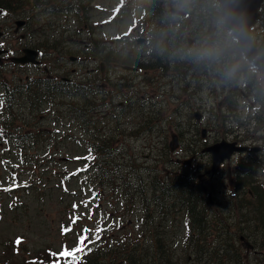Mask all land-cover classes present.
<instances>
[{"label": "flooded vegetation", "instance_id": "flooded-vegetation-1", "mask_svg": "<svg viewBox=\"0 0 264 264\" xmlns=\"http://www.w3.org/2000/svg\"><path fill=\"white\" fill-rule=\"evenodd\" d=\"M137 1L142 8L140 19L136 25L124 27L119 13L122 0H73L80 8L83 20L96 21L98 27H107L108 30H96L90 25L88 35L82 39L80 48L73 55L76 59L72 64L43 63L44 77L32 88L31 109L46 110L50 119L57 114L55 108L61 100L70 97L71 126L64 129L72 132L73 149L78 150L82 141L87 140L84 134L92 136L90 143L95 146L100 140L99 137H94L96 134L112 138L127 133L125 137L115 138V151L111 152L108 145L103 147V161L93 160V166H101L97 174H103L105 178L101 189L94 186L88 198H91L92 203L89 208L91 219L86 215L89 209L78 213L75 217L78 216L79 219L73 223V229L81 232L85 227L90 230L99 227L106 233L110 229H118L124 201L119 199L115 202L120 207L119 212L111 214L107 210L113 203L110 201L111 194L114 193L110 182L116 181L118 176L108 162L120 161L127 166L133 155L137 162L136 190L135 202L129 205L135 210V226H145L147 230L145 238L139 241L140 244H157L158 221L153 206L155 199L154 196L145 197L141 166L143 146L146 144L151 147V156H146L150 158V163L158 159L156 139L160 131L147 133V140L136 131L150 128L157 109L161 107L167 111L166 103L173 95L179 104L174 108V120L164 128V133L180 136L176 137L174 144L168 145L172 164L167 172L172 180L167 185L172 201L170 198H162L163 203L170 206L169 213L176 214L171 223L172 228L182 225L179 222L181 206H195L201 214L198 226L205 239V256L213 254L209 248L217 243L236 244L240 237L252 249L257 250L258 244H264V189L237 190L240 183H253L245 177L233 175L235 169H230L228 174L224 173V164L217 174L206 177L210 166V155L205 152L206 143L190 141V131L185 130L187 118L201 108L200 91L206 85L211 90L218 81L219 70L211 61L207 67L205 62L192 64L191 59L202 54L198 43L205 30L201 32V29L213 26L219 17L192 13L189 0ZM199 6H202V11L205 10V0H201ZM174 7L185 10V14L172 13L171 9ZM184 24L189 31L180 35L178 26ZM154 44L160 45L159 49L168 55L165 68L145 70L141 65L148 62L150 48ZM183 44L189 46L182 48ZM62 84L72 86L70 96L62 94L68 89L67 85L61 86ZM77 87L85 89L87 94H81ZM201 117L202 114L199 119ZM199 123L204 127L208 124L201 121ZM118 128L123 130L117 132ZM211 130L206 127L204 137H208ZM121 144H125V147ZM106 183H109L108 189L100 193ZM148 204L152 208L143 217L142 209ZM245 216L247 222L238 221ZM238 227L243 228V235L247 239L244 236L237 238ZM236 253L247 255V251L242 252L239 248Z\"/></svg>", "mask_w": 264, "mask_h": 264}, {"label": "rangeland", "instance_id": "rangeland-1", "mask_svg": "<svg viewBox=\"0 0 264 264\" xmlns=\"http://www.w3.org/2000/svg\"><path fill=\"white\" fill-rule=\"evenodd\" d=\"M97 15L96 13L94 14ZM199 49L202 50V55H211L213 52L224 50V45L219 43L218 47L216 43H198ZM229 45L227 46V49ZM230 50V49H228ZM216 61L222 63L223 59L221 57L215 58ZM27 65H33L36 68L34 73L35 78H43L42 72L40 71L41 61L29 59L26 61ZM34 90V89H32ZM171 95V94H170ZM173 97V95H171ZM175 99V97H173ZM43 98H37V100H42ZM169 106H175L171 101L169 102ZM15 109L18 110L16 107ZM28 114V110L26 111V115ZM169 114V111L166 115ZM131 117V115H129ZM33 118H29L28 120H32ZM0 121H3V116H1ZM40 125L45 128H51L50 124L43 120L40 122ZM0 130L4 132H10L8 139L9 146H7L4 142L0 141V159L5 164H11L14 161V157L12 155L13 150L11 147L15 146L18 141H20L28 131V129H12L5 128L0 125ZM123 130L122 128H118L117 132ZM123 135H117V137H121ZM125 137V136H123ZM1 139V138H0ZM230 140V138H227ZM171 141V138H170ZM83 146V150L79 148L78 150L73 149L72 145L67 143L64 140L57 141L55 143V150H68L64 151L69 156L71 154L79 153L78 158L83 160L79 163H85L87 160V165L91 167V159L94 156L93 147L85 143ZM85 157H91L90 159H85ZM64 168L71 169V162H67ZM235 168V164L231 162L229 166L228 163L224 165V173H230V169L233 170ZM1 177L3 174L0 172ZM260 180L264 182V170L260 173ZM101 181V178H98L93 174L92 182L86 184L88 189L85 192L78 191L74 194H70V190L73 189L72 183L64 184V188L66 190V195L62 196L60 192L62 190L57 188V181L50 175L49 179L43 185V189L45 190V197L42 202L37 201L35 203H30L25 209L24 205H18L16 208L14 206H9V197L5 191L9 189V182L2 180L0 181V264H11L14 261H20L21 259L26 258V256H30L27 258L39 259L44 264H68L71 261H64V256H59L58 254L61 251L50 247L49 245L60 248V243L57 237V228L60 221H56L58 215H60L61 209L60 207L63 204V200H69L74 198H80L81 200H89V196L92 191L89 189L94 184H98ZM109 182V181H108ZM109 183L103 187V191L100 193H104L108 189ZM112 184V183H111ZM95 188H101V185H96ZM113 190V188H112ZM64 198V199H63ZM113 203L118 201V198H115L113 194H111V199ZM129 201V200H127ZM110 210L112 212H116V206L111 205ZM127 214L129 211L127 210ZM169 220H173L174 217L169 216ZM124 225L120 227L119 233L131 232L134 233L135 229L133 225H128L127 220L124 221ZM50 228H54L53 231L48 230ZM49 244V245H48ZM57 254V255H53ZM74 262H76L73 259ZM77 263V262H76Z\"/></svg>", "mask_w": 264, "mask_h": 264}, {"label": "trees", "instance_id": "trees-1", "mask_svg": "<svg viewBox=\"0 0 264 264\" xmlns=\"http://www.w3.org/2000/svg\"><path fill=\"white\" fill-rule=\"evenodd\" d=\"M192 4H195V3H192ZM262 8L264 9V2H263V5H262ZM191 12L194 13V14H197V15H201V16H207V15H219V12H218V7L216 6V4L212 1V0H207V4H206V9L202 11V6H196L195 8H191ZM261 21L263 23V26H264V11H262L261 13ZM178 30H179V34L181 35L182 33H187L189 31V29L186 27V25H179L178 26ZM205 28H202L201 29V32L204 31ZM224 30L229 33L225 28ZM201 37H205L206 38V41L209 42L212 40V38L206 33H203L201 34ZM254 37H256V35H254ZM229 39L230 41V49H231V52L234 54V56L238 59L239 63L241 66L245 67L246 69H248L249 71H251L253 73V77L251 79V81L249 80L248 81V86L250 85H253V86H260L261 85V82L259 81V79L257 77H259L260 79H264V41H262L260 44H258L259 46V57H260V68H261V71L259 72L258 70H254L252 69L249 64H248V61L246 60V56H244L241 52V48L239 46V43L237 40H235L232 35L229 33V38H227V40ZM228 43V41H227ZM189 44H187V46L185 44L182 45V48H186L188 47ZM102 54V53H100ZM156 55L155 53V50L153 49L152 50V57H154ZM194 56L196 55L195 53L193 54ZM168 57V56H167ZM50 61L54 64L55 61H56V58H51ZM166 57H163L162 58V63H165L166 64ZM187 61L189 62V58H187ZM194 60H191V63L193 64ZM260 101H262V97L259 98ZM225 105L228 107V108H233L234 106V103L230 101L229 98H227L225 100ZM263 107V106H261ZM63 110H67L69 111V108L67 107H63ZM10 114H7L6 116V119H5V128H12L14 129V126L15 125H19V126H23L24 125V120L17 116L15 119H14V122H9L10 121ZM55 119L57 120V124L59 126H62V125H70V115L63 112L62 114L58 115L55 117ZM0 124H2V122L0 121ZM218 126H222L221 124H218ZM220 129V128H218ZM8 133V132H7ZM6 132H4L3 130L0 131V136L3 135H6L7 134ZM1 142H4L7 146H9V143H8V139L3 136L1 139H0ZM104 145H108L109 147V150L112 149L113 147V144L108 142L107 139H102L100 141V143L97 145V149L98 151L102 152L103 150V146ZM16 147L19 148L20 147V143L19 141L16 143ZM29 157L30 159L34 158L33 155H30L28 152H26V157ZM35 162H38V159H34ZM46 162V160H40L39 163H44ZM131 166L134 168L135 170V166L133 164H131ZM143 167H146V168H149V166L147 165H143ZM255 168H256V164L253 162L251 164H249V170L247 172H243V173H240V172H237L236 173V176L237 177H240L241 175H248L250 173V171L252 170V172H255ZM65 170V169H64ZM155 173H149V172H144L143 175L144 176H153ZM36 179H38V174L36 173L35 175ZM121 183L127 185V186H130L132 183L125 180V179H119ZM156 185H157V190L160 191V190H164L165 189V184L163 183L162 180H156ZM189 214H190V218L192 219L191 222H194V224H199L200 223V219H201V214L198 210H195V209H191L189 211ZM197 240L199 239L198 236L195 237ZM219 246V245H217ZM228 248V246L226 247ZM224 248V251L226 253V255L230 258L231 255H233V252H231L230 250ZM98 252L96 251L95 254H93V259L90 261L89 264H97V256H98ZM112 255L113 253L110 252V253H106V255ZM26 257H30V256H26ZM156 256H154L153 253H151L149 256H148V259L149 258H155ZM159 258H161L160 262H156L158 264H169V262H167V260L165 261V259H167L165 256L159 254ZM34 259V258H33ZM32 257L31 258H26V261L24 262H19V263H15V264H44L42 261H40L39 259H34L33 260ZM220 262V260H216V261H213L212 264H218ZM199 263V257L197 256L195 258V264H198ZM71 264H74V263H71Z\"/></svg>", "mask_w": 264, "mask_h": 264}, {"label": "water", "instance_id": "water-1", "mask_svg": "<svg viewBox=\"0 0 264 264\" xmlns=\"http://www.w3.org/2000/svg\"><path fill=\"white\" fill-rule=\"evenodd\" d=\"M220 5L222 18L225 20L226 26L233 31L235 37L238 38L240 46L244 53L248 56V61L253 67L258 68L257 50L252 41L250 27L258 18V9L262 0H214ZM176 13H182L175 10ZM213 150V151H212ZM240 150L235 146V142L228 143L222 141L220 147L210 149L213 161L228 158L234 151ZM216 155V156H215ZM226 155V156H225ZM217 164H214V171Z\"/></svg>", "mask_w": 264, "mask_h": 264}, {"label": "snow or ice", "instance_id": "snow-or-ice-1", "mask_svg": "<svg viewBox=\"0 0 264 264\" xmlns=\"http://www.w3.org/2000/svg\"><path fill=\"white\" fill-rule=\"evenodd\" d=\"M91 157H85V159H90ZM87 167V166H85ZM95 195V194H93ZM90 200H85V201H82V203L85 205V207L88 206V204L90 203ZM73 207H77V205H73ZM86 215H88V218L91 219V209H89V212L86 213ZM79 219V217H74L73 218V223H75L77 220ZM65 231H68V229H65ZM91 230L88 229L87 227L83 228L82 231H81V235L78 237V246L74 249H72L71 251H68V250H62L58 255L59 256H64V257H68V256H73L75 255V253L77 252H81V251H84L85 250V241H88V234ZM101 229L99 227H97V229L95 230V232L92 234L93 235V239L96 240V239H99V233H100ZM92 241H88V243H91ZM53 255H57V254H53Z\"/></svg>", "mask_w": 264, "mask_h": 264}, {"label": "bare ground", "instance_id": "bare-ground-1", "mask_svg": "<svg viewBox=\"0 0 264 264\" xmlns=\"http://www.w3.org/2000/svg\"><path fill=\"white\" fill-rule=\"evenodd\" d=\"M211 82V81H210ZM213 85V84H212ZM192 144H194V143H192Z\"/></svg>", "mask_w": 264, "mask_h": 264}]
</instances>
